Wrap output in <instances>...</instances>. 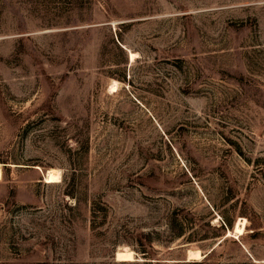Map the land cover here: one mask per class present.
Listing matches in <instances>:
<instances>
[{
	"label": "rangeland",
	"instance_id": "rangeland-1",
	"mask_svg": "<svg viewBox=\"0 0 264 264\" xmlns=\"http://www.w3.org/2000/svg\"><path fill=\"white\" fill-rule=\"evenodd\" d=\"M0 264H264V0H0Z\"/></svg>",
	"mask_w": 264,
	"mask_h": 264
},
{
	"label": "bare ground",
	"instance_id": "bare-ground-1",
	"mask_svg": "<svg viewBox=\"0 0 264 264\" xmlns=\"http://www.w3.org/2000/svg\"><path fill=\"white\" fill-rule=\"evenodd\" d=\"M133 56H134V53H130V58L132 59L133 58ZM47 171V170H46ZM59 172L57 171V170H55V169H49L48 171H47V174L45 175V179H46V181L47 182H56L58 179H59ZM239 230H241L242 229V225H243V223L242 222H240L239 223ZM132 253L133 252H131V251H129V250H123V251H118L117 253H116V257H117V259L120 261V260H133L132 258H133V255H134V253H133V255H132ZM193 253H191V255H192ZM195 255L196 254H198V253H194ZM199 255V254H198ZM196 258V257H195ZM198 258V257H197Z\"/></svg>",
	"mask_w": 264,
	"mask_h": 264
}]
</instances>
